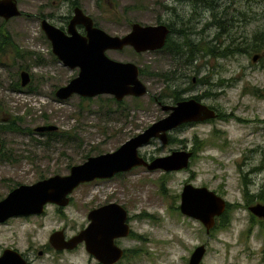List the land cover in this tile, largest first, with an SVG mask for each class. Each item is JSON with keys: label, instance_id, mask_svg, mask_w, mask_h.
<instances>
[{"label": "rangeland", "instance_id": "374dc122", "mask_svg": "<svg viewBox=\"0 0 264 264\" xmlns=\"http://www.w3.org/2000/svg\"><path fill=\"white\" fill-rule=\"evenodd\" d=\"M70 1L17 0L27 16L12 17L5 23L19 49L38 53L42 63H33L34 56L14 60L9 54L0 63V107L7 117H21V121L14 122L20 131L0 130V148L4 146L0 152H14L10 157L13 160L0 161V199L18 184H30L36 170L53 163L59 152L66 154L67 166L80 164L88 156L116 149L170 112L164 106L171 105V99L157 100L156 95L165 86L157 75H140L147 86L146 94L125 96L119 101L121 105L111 101L110 94L88 98L73 94L64 100L55 97V89L75 77L78 68L64 66L53 58L50 41L40 26V13L54 26L66 30L72 15ZM74 1L112 35L125 34L130 22L153 24L157 18L174 21V36H180L177 27L183 20L192 26L189 34L192 39H211L221 48L230 37L234 42L246 44L255 32H264V0ZM213 13L224 20L223 28L214 21ZM77 30L84 33L83 26ZM217 33L220 34L216 38ZM107 54L117 60L132 61L149 72L176 69L174 75L182 97L204 95L203 103L212 105L226 117L240 120L215 118L177 126L166 132V144L152 138L138 148V153L148 161L174 149H195L196 158L187 169L167 172L165 196L158 190V178L164 171L143 166L79 184L70 194L74 203L67 208L74 230L88 222L87 207L114 201L128 212L130 233L115 241L130 251L124 264H186L193 248L201 243L207 247L201 264H264V236L257 223L264 217L252 214V221L247 208L264 202L247 204L243 197L244 184L249 193L264 184V49L237 52L224 58L196 52V60L187 63L176 58L178 63L156 51L137 53L129 46L109 50ZM23 69L32 74L28 85L34 91L14 90L13 80ZM205 76V82H197L196 78ZM40 125L57 126V130L46 132L54 131V136L56 131L64 140L58 136L48 146L44 145V133L34 130ZM196 139L204 141L201 149L195 146ZM47 148L53 150L51 157L44 155ZM30 150L32 157H26ZM15 153L23 156L16 157ZM186 182L206 186L228 203L239 204L230 210L228 226L212 229L207 238L198 220L180 213L179 195ZM31 220L14 217L0 223V247L13 245L23 250L28 244L42 243L47 231H31ZM84 260L79 253L68 264H96Z\"/></svg>", "mask_w": 264, "mask_h": 264}, {"label": "water", "instance_id": "95a60500", "mask_svg": "<svg viewBox=\"0 0 264 264\" xmlns=\"http://www.w3.org/2000/svg\"><path fill=\"white\" fill-rule=\"evenodd\" d=\"M21 15L17 0H0V17L7 20ZM84 27L85 33L77 30ZM41 28L51 43V51L64 66L78 68V73L66 84L59 86L54 94L58 99H67L73 94L94 97L111 94L119 101L127 95L142 96L147 87L139 78L138 66L131 61H119L109 57V49H122L130 45L135 51L161 48L169 28L165 24L141 25L132 23L124 35H112L96 26L92 17L79 7L73 8L66 30L52 25L46 18L41 19ZM256 55L253 60H256ZM30 81L26 70L20 72L21 86ZM170 112L152 122L142 132L132 136L110 152L89 156L84 162L70 167L66 176L54 175L32 184H19L0 199V222L16 215L40 213L47 202L67 204L70 193L79 183L96 178L111 177L117 172L130 170L135 166H145L148 170L163 169L176 171L187 168L192 152L186 149L172 150L170 153L146 160L138 153V148L158 137L167 142L166 132L183 123L202 121L216 117L214 109L194 98L183 99L164 106ZM53 125H40L37 132L56 129ZM1 144V143H0ZM91 169V170H90ZM226 208V200L206 186L185 183L180 192L179 211L204 226L208 235ZM251 214L264 217V203L248 207ZM89 224L77 235L64 240L60 232L51 234L52 244L58 248H72L84 241L86 250L100 262L112 264L121 257L122 250L114 243L115 238L129 234L130 228L126 210L119 204L110 202L94 208L88 213ZM206 252L205 243L198 244L191 251L186 264H200ZM18 251L5 248L0 255V264H19Z\"/></svg>", "mask_w": 264, "mask_h": 264}, {"label": "trees", "instance_id": "16d2710c", "mask_svg": "<svg viewBox=\"0 0 264 264\" xmlns=\"http://www.w3.org/2000/svg\"><path fill=\"white\" fill-rule=\"evenodd\" d=\"M214 1V0H211ZM76 5V2L74 0L70 1L69 9H72L73 6ZM23 15H26V13H23ZM40 16L43 17L45 16L43 13H40ZM214 21L217 24H220L221 27L223 28V22L224 20L220 17H216L215 13H213ZM66 18H69V16H66ZM158 22H164L160 18H158ZM174 21L171 22H164L166 23L169 28H170V33L167 37V41L164 45V47L160 50L164 52V54L168 55L171 57L173 60L177 61L180 63L179 60H176V58H180L183 63H187L188 60L190 62H193V60H196L197 57H195L196 52H202V54H205L204 56H213V57H227L233 53L237 52H245V53H250L252 52H261L264 49V32L263 31H257L255 32L252 37L250 38L249 42L246 44H240L238 42H234L232 37H230V41L228 44L224 47L221 48V46L216 45L213 40H203V39H192L189 35L192 33V26L184 23L182 20L181 25L177 27V30L180 33V36H174ZM6 21L1 20L0 22V63L2 62V59L7 58V54L11 56L12 59H28L32 58L34 56V62L35 63H40L42 61V57L38 53H32L27 50L21 51L14 41L11 33L7 30L5 26ZM96 23V22H95ZM97 24V23H96ZM220 33H217L215 37L217 38ZM177 38V39H175ZM159 51V52H160ZM195 52V53H194ZM261 55V53H259ZM54 59H56L55 56H53ZM176 69H160L158 72H149L147 68L140 67L139 73L140 75H157L162 78V80L165 82V86L162 88V90L156 95L157 100L163 102L164 99L169 98L171 99L172 103H175L178 100H181L185 97H182L181 93L178 91V85L176 83L177 78H176ZM148 73V74H147ZM182 74V72L180 73ZM197 82H205L206 81V76L205 77H200L196 78ZM13 85H14V90L20 91L23 90L24 88L20 85V80L17 77V79L13 80ZM27 90H33L32 86H29ZM253 90L257 91L258 88H253ZM252 90V91H253ZM254 92V91H253ZM206 94H210V92H206ZM204 95H194L197 100H201ZM153 101V98H150ZM111 101H115L113 97L110 98ZM118 105H121V103H118ZM137 104V103H136ZM212 106V105H210ZM221 113V112H220ZM221 117V114L219 115ZM21 121V117L18 116H13V117H7L5 115V111L2 107H0V130H8V131H18L19 128L14 125V122ZM20 131V130H19ZM31 131V130H30ZM54 134L53 132H45V140L44 144L49 145L52 140H54L56 137L59 136V133L55 131ZM59 139H62L61 136H59ZM170 142H173V138H170ZM195 146L198 149H201L204 146V141L202 139H196L195 140ZM2 149L4 148L2 144ZM0 148V151H1ZM195 151V149H192ZM14 152H5V154H2L0 152V161L1 160H13L12 157ZM15 156H23L22 154L17 155L15 153ZM28 157V156H27ZM196 158V154L194 152V155L192 156V159L194 160ZM70 167V165H69ZM168 173H163L162 176L158 179L159 181V192L162 195H166V189H165V179L167 177ZM246 174H243V179L244 182L247 183V177L245 176ZM191 178V177H190ZM215 191V190H214ZM221 191V190H220ZM243 197L244 201L249 204L253 202H264V184L260 186L258 191L249 193L247 190V184H244V189H243ZM239 206L238 203L231 204L227 202L226 210L225 212L216 219V224L213 229H222L226 226L229 225V218H230V210L235 209ZM244 207H247L244 205ZM252 221L254 220L253 215L250 213ZM258 225L260 226L261 233L264 236V219H259L257 222ZM249 230V228H248ZM134 250L132 251V253Z\"/></svg>", "mask_w": 264, "mask_h": 264}, {"label": "flooded vegetation", "instance_id": "af4514ba", "mask_svg": "<svg viewBox=\"0 0 264 264\" xmlns=\"http://www.w3.org/2000/svg\"><path fill=\"white\" fill-rule=\"evenodd\" d=\"M202 1L203 3H205V0ZM28 152L29 156L32 157V151ZM46 152H48L44 154L46 157H49V155L51 157L53 155L52 149L47 148ZM66 162V154L64 152H59L57 154V157L54 158L53 163L46 164L44 168H42V170L40 171L36 170L35 176L33 177L31 183L54 175H67L69 172V167L67 166ZM73 203L74 201L72 199V196H70L68 204L63 205L55 202H47L44 205V210L40 213L17 215L8 218H25L28 219V221L30 219H33L30 223L32 225L31 231L46 229L47 237L45 240H43L42 243L38 245L28 244L23 250H20L19 248L13 245H3L2 247H0V255L3 253V250L5 248H11L13 250L18 251L21 255V260H19V264H68V262H73L74 257L81 253V256L85 258L84 263H87V261H93V263L96 264H104L86 250V245L84 241L78 242L72 248H58L52 244L50 239L52 233L60 232L59 234H61L63 239L68 240L73 236L77 235L81 230H83L87 226L88 222L83 223L84 226H81L78 231L74 230L73 225L69 221L70 217L67 212V208L72 206ZM87 204L89 205V203ZM100 205H102V203L97 204L95 206L87 207L86 218L87 213L91 208L98 207ZM8 219H6L4 222H6ZM119 239L120 238L116 239L115 241L118 242ZM121 249L122 252L120 259L112 264H124L129 259L130 251L123 247H121Z\"/></svg>", "mask_w": 264, "mask_h": 264}]
</instances>
